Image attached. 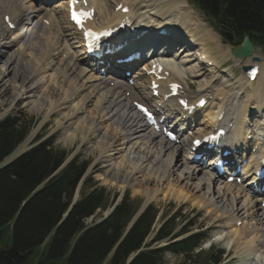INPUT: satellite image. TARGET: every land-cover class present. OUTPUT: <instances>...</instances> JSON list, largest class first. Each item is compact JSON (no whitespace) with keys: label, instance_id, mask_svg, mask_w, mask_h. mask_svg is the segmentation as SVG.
Here are the masks:
<instances>
[{"label":"bare ground","instance_id":"1","mask_svg":"<svg viewBox=\"0 0 264 264\" xmlns=\"http://www.w3.org/2000/svg\"><path fill=\"white\" fill-rule=\"evenodd\" d=\"M96 1H98V10L102 11V15L106 14L107 17L105 20H102V23H105L97 24V26H103L107 23L114 25L115 23L114 21H110L111 19L119 18L117 21V23H119L122 18L129 14L133 16L132 20L138 21L139 18H141V20L145 22L146 29H149L151 26L164 29L170 28L173 37L178 36V34H175L177 30L181 32L185 31L188 33L189 38L196 40L198 45L197 48L188 51L180 48V50L177 51L175 56H179V62L174 58V55L171 56L172 58H158V62L163 65L162 73L167 71L174 80L182 82L185 81L186 77H189V75H194V77L200 79L199 83L201 89L199 92L192 93L184 88V94L190 100H198L204 95H206L209 100L208 104H206V109L197 119L198 127L194 126L193 130L190 132L192 135L186 132L183 133L180 135V142L168 140L161 132L152 129L146 123L145 119L135 111L132 103L133 101H149L152 96L151 92L148 91V87L144 84L146 72L143 71V68L137 70L134 77H132L136 81L135 86L129 84L128 80L125 82V77H108V81H105L106 77L100 72L94 73L89 70L86 64L82 62V55L85 50L82 48L79 54H75L73 51L74 44H77L76 47L80 46L78 43L79 41L81 42V36L75 30L73 24L68 20L67 8L65 5L66 1L48 6L47 4H42L39 0H0L1 39H4L6 32H8L4 25L6 15L10 16L11 21L14 22L17 27L23 26L24 29L26 27L30 29L28 36L21 35L18 29L11 33L8 32L10 35L8 40L4 41L3 45L0 46V63L6 61L7 64H9L6 70L1 68L0 82H3V80L10 76V73L17 68V66L13 65L15 61L17 62V60L20 59L23 70L18 73L17 77H15L16 79L13 80L8 78V81H11L10 86L13 90L18 87V91L15 90V92H18V97L20 99L28 100V103L32 106H34L35 103L38 104L37 102L43 104L44 102H42L41 99H45V96L41 97L40 94L37 93L39 91H37V89H43L46 86L45 89L49 90L53 85H57L59 88H63L64 86L65 91L63 93H65L66 96L64 97L65 100L62 98L64 104L68 102L74 103L76 107L74 113H89L80 120L79 125L75 126L76 130H74L75 133L73 132V134H76V132H81L83 134L84 131H86L89 121L92 122L90 126L93 127L96 125L94 122L98 120H101V122L115 120V123L118 124L117 127H114L113 138H117L119 134L121 135L119 138L121 140V143L119 142L121 146L117 151V153L121 154V161H117L118 157L115 159L114 153H111L109 150L111 144L109 145L110 140H108V137L112 136L107 132L101 135V139L98 141V148L101 151V156L104 155V157L108 159L107 161L111 166L110 169L116 178L119 180L121 178L123 182L126 183L136 174L144 173L145 178L143 179H145V184L154 182L157 185V188L153 191L148 188L144 191L146 198L149 200L156 198L159 192L162 191L170 196L188 199L199 207H205L208 212H214L213 214H215V216L217 215L216 217L221 216L224 223H226V226H224L233 230V234L231 235L234 236L236 240L242 241L244 248L249 252L245 259L241 258L239 263L247 264V261L251 259L250 257H258L253 254H256L261 243L264 244V210L258 203L260 198L264 197V190L258 194H254V187L249 188L246 185L247 182L253 183L256 178L255 175H250L248 166L245 167V171L237 174V177H241L242 180L247 179V181L245 183H239L236 181L229 182L227 179H223L225 174L235 171L236 164H234V166L232 164L233 167L227 169L219 178L214 173V170L210 168L213 161L209 162L207 166H204V163L200 164L199 161H194L192 158L193 152L191 151L192 144L188 138L190 136L196 137L200 135L203 130L212 131L217 125L219 127H224L223 122L217 123L220 115L224 112L225 119H229L230 122H233L237 135L239 139H241V142L236 146L240 156L237 163L241 164L247 156L250 160L258 156L264 139L258 137L257 134L260 133L259 129L256 130L257 134H255L254 130L250 128L249 116L254 111L258 113L256 119L263 133L264 60L257 62L253 60V57H249L246 62L243 63L240 58H233L235 63L242 64L241 66L243 67L249 66L250 64H259L261 71L258 73L254 82L248 81L245 72H243L236 83H229L225 77V74H227L225 70L229 72L230 69L227 66L220 67L221 62L219 56L224 58L223 50L220 46L221 42L214 33H211V30L207 27L206 23L199 18L195 10L188 7L186 1L120 0L115 2V6L125 1L130 8V13L117 11L115 14L114 8L109 12L110 0ZM147 2H149L147 6L153 5L154 7L142 13L141 11L145 7L147 8L145 5ZM91 4L95 7L94 2H91ZM152 9L153 12H150ZM147 13L153 15H151L154 18L152 23H149L150 20L145 16ZM44 20L48 21L49 24L46 25ZM65 23H68L67 26L64 25ZM42 29H44L43 34H41L42 32L40 31ZM179 37L181 38L182 36L179 35ZM70 39L76 41L72 42ZM188 40L189 39H187L185 43L187 47L189 46L187 44ZM22 41H25L24 44ZM19 43H21V46L11 52V48ZM194 50L195 54L191 55L197 56L200 54L201 56H206L208 61L213 62V64H210L211 66H206L208 70L215 71L217 69L220 73L223 72L221 78L219 75H214L209 79H202L206 71L205 65L196 62L201 67L197 68V65L195 66V64L192 63L194 59L191 58L192 61L188 59L190 55L189 51ZM185 51L186 54L181 57ZM228 51L230 52V50ZM164 52L160 53V55H165L166 53ZM225 52L228 53L227 50ZM217 53H219V55ZM114 55H116V53ZM120 57L121 56L116 58V61ZM112 65L115 68L119 67L116 64ZM179 65H185L186 68L184 71L187 74L182 71L179 73ZM145 66H147V64ZM30 76L31 79L34 80L33 86L28 88L24 84V86H20L19 88L17 78L22 77L20 79H23L24 77L26 80V78ZM111 82H113V85H111ZM190 83L194 85L193 81ZM159 89L160 91L165 89L163 81ZM127 93H129V95H127ZM218 100V111H214V106L217 104L216 101ZM88 104L92 105V112L87 110ZM153 105L155 108L159 107L156 102H153ZM53 107L54 106H52V108ZM56 108L58 109V105L53 108L49 114L55 111ZM122 110L126 111L123 113ZM129 111H133L132 116L130 113L128 114ZM130 120L139 123L136 124V122V125H130V123L128 124ZM178 123L185 124L180 118L175 121L176 125ZM85 124L87 125L85 126ZM167 124L173 128L176 127L173 122H167ZM84 126L86 128H84ZM103 127H98V129L94 131L95 135ZM91 129L90 131L92 132ZM73 134L69 135L75 138L76 135ZM88 137V133L84 134L82 140L85 141ZM102 140L108 141L105 143V141ZM187 142H189L187 153H184L183 151ZM227 150L232 151V148L227 147ZM182 168L183 170L181 171ZM244 172L247 173V175L244 176ZM174 175H177L178 181L182 182L183 180H187V184L192 185L196 192H201L205 185H208L207 193L205 196L199 197L191 193L193 190H184V186L181 188L177 182H175L176 184L174 185V181L170 180ZM196 179H199V181L195 182V184L194 182L189 183ZM167 180H170L168 182L169 185L166 186V191H164L161 188L162 186L160 187V184H164ZM186 187L187 186H185V188ZM135 191L141 192L137 189ZM149 200L147 203H150ZM222 205L226 206V208L228 207L232 213L229 214V211H225L221 207ZM238 222H242V227L248 228L245 229L247 232L243 231L244 229L241 231L242 227L239 228L237 226ZM229 246L232 247L230 244ZM262 254L264 253L262 252ZM251 264H253V261H251Z\"/></svg>","mask_w":264,"mask_h":264},{"label":"trees","instance_id":"2","mask_svg":"<svg viewBox=\"0 0 264 264\" xmlns=\"http://www.w3.org/2000/svg\"><path fill=\"white\" fill-rule=\"evenodd\" d=\"M193 2L208 16L224 42L240 44L249 35L255 43L264 44V0ZM30 127L20 116L9 115L0 120V163L25 139ZM68 157L69 152L57 150L51 140H44L0 168V264H104L108 259L122 229L135 216L133 203L125 196L110 217L88 228L84 221L109 202L106 188L86 190L94 184L91 177L85 179L82 198L63 218L89 162L74 156L57 175L44 182ZM157 216L158 210L149 205L107 264H126L136 252L140 253L130 264H163L165 249L155 248L154 244L170 237L175 226L168 228L169 223L163 224L153 243L140 250ZM186 231L175 233L172 239ZM205 237L204 233L194 234L170 248L179 251L178 254L185 253L191 260L194 248ZM219 253L211 250L202 261L217 264L221 261ZM101 256L104 262H96Z\"/></svg>","mask_w":264,"mask_h":264},{"label":"rangeland","instance_id":"3","mask_svg":"<svg viewBox=\"0 0 264 264\" xmlns=\"http://www.w3.org/2000/svg\"><path fill=\"white\" fill-rule=\"evenodd\" d=\"M118 1H120V0H110L109 12L112 11V9L114 8L113 6H115V2H118ZM180 1H186V3H188V7L195 10L197 12V14L199 15L200 19H202L206 22L204 14L195 7L192 0H180ZM150 4H152V3H150ZM145 5L146 6L149 5V2H147ZM150 6H147V8L145 7L141 12L144 13L145 11L154 7L153 5H150ZM150 12H153V9L150 10ZM101 15H102V11L98 10L99 18H98L97 23H101V21L103 20L102 19L103 16H106V14H104V15H102V18H101ZM157 15H159V14H157ZM104 20H105V18H104ZM44 23H45V20H44ZM67 24L68 23H65L64 25L67 26ZM206 24H207V27L211 30V33H214L216 35V37H218L220 39V36L210 27L209 23L206 22ZM26 28H28V27H26ZM25 30H27V29H25ZM40 31L42 32V33L40 32L41 34L44 33V29H42ZM9 36L10 35L8 34V32H6L5 38L4 39H1L2 37L0 38L1 39L0 40V46L3 45L4 41L8 40ZM70 40L72 42L76 41L73 39H70ZM24 42L25 41H22L23 44H24ZM20 46H21V43L15 45L14 47H12L13 49L11 48V52L18 49ZM76 46H77V44H74L75 49L73 48V51L75 52V54H79L80 49ZM220 46H221V44H220ZM256 46H257L256 56H259L261 58V61H263L264 60V46L259 45V44ZM221 48L223 50L224 58H221V56H219L221 58V59L219 58V60L221 62L220 67L222 68V67L227 66L230 69L229 72L227 70H225L227 72V74H225L227 81L229 83H236L238 81L239 77L243 74V70H242L243 66H241L242 64L235 63V60L233 59V56L230 55L231 53L228 51L229 49L227 46L222 45ZM226 50L229 54L225 52ZM194 52H195V50L189 51L190 55L188 56V59L190 61H192L191 58H193V57H191L192 56L191 54H195ZM0 54H1V51H0ZM185 54H186V51H185V53H183L181 55V57H183ZM217 54L219 55V53H217ZM18 60H19V62H18ZM18 60H17L18 63L15 61L14 65H13V66H17V68L14 71H12L10 73V76L6 77L3 80V82H0V118L6 116L9 113L16 115V116H21L23 118L26 126H31V130H30L29 134L27 135V138L25 139V141L5 160L6 161L5 163H7L11 159H13L15 156L22 154L25 150H27L31 146V144L34 141V139L36 138V136L40 134V136H44L46 140H51L53 146L57 150H65L66 152H69L71 157L78 156L81 160H85V161L89 162L90 166H89V170L86 173L85 178L87 179V178L92 177L94 180V184L88 186V188L86 189L87 191H90V190L95 189V188H106L107 194L109 196V202L106 203L105 208H102V209L98 208L97 211L94 213L93 218L86 219L84 221L86 223V226L97 224V223L103 221L104 219H106L110 214L112 215V211H114V209L118 206L120 201L125 196L129 195V197L131 198V203H133L134 212H135L134 214L136 216L143 211L144 207H146L147 205H150V204H153L154 207L158 210V217H157L156 221L154 222L151 234L149 235L148 239L145 241V244L143 245V249L145 247H147L150 243H153V239L156 237L157 231L160 230L162 225L169 223L168 228L175 226L176 232L188 229L186 231V233H184L181 236V238H184V237L188 236L189 234H193V233H196L199 231H204L207 234V239L203 242L202 245L208 244V240H210L209 242L212 245L216 246L213 251L218 252L219 251L218 249H221L223 251L221 261H220L221 264H234L236 262H240L241 258L242 259L246 258V255H248L249 252H247V250L244 248L242 241L236 240V238L231 235V234H233V230L228 228V227L227 228L225 227L226 223H224V220L221 218V216L216 217L217 215L215 216V214H213L214 212H212V213L208 212L207 209H205V207H199V206L193 204V202H191L188 199L186 200V199H182V197L170 196L169 194L162 192V191H160L159 194L157 193L158 195L156 198L149 200L148 198H146L144 191H146L147 188L149 190L153 191L157 188V185L154 182L149 183V184H145L144 183L145 179H143V178H145L144 173H138L134 177L132 176L133 178H131V180L127 181L126 183L123 182V179L120 178V180H119L116 178V176L113 174L112 170L110 169L111 166L109 165V163L107 161L108 159L106 157H104V155H102L103 157L101 156V151L98 148V141H100L101 135L104 132H107L108 134H110L112 136V137H110V136L108 137V140H110L109 145L111 144V146L109 147V150L111 153H114L115 159H117V157H118L117 161H121V158H120L121 154L117 153L118 149L121 146L120 145L121 140L119 139L121 137V135L119 134V136L117 138H113L114 137V133H113L114 127H117V124H118V123H115V120H112L113 122L112 121L101 122V120L94 122L96 125L95 126L92 125V126L95 128V130L93 127L90 126L92 122L89 121L87 123L88 124L87 128L85 127L87 124H85V126H84V128H86V131H84L83 134L81 132H76V134H73L74 130H76L75 126L79 125L80 120L82 118H84L85 116H87L89 113L88 112L74 113L75 108H76L74 106V103L68 102V103L64 104L63 99H64V97H66L65 93H63L65 91L64 86H63V88H59L57 85H53L51 87V89H49V90L47 89L48 92L45 89L46 86L43 88L44 90L42 88L37 89V91L39 90L37 93H39L41 97L45 96L44 98L46 100L41 99V101L44 102L43 104H39L40 102H37L38 104L35 103L34 106H32L31 104L28 103V100L20 99L18 97V92H15V90L18 91L17 90L18 87L14 88V90H13L12 87L10 86L11 81L10 80L8 81V78H11L13 80L16 79L15 77H17L18 73L21 70H23V67L21 66L22 64H20L21 60L20 59H18ZM246 60L247 59L241 60V62L245 63ZM177 61L179 62V58L177 59ZM196 62H195V60L192 61V63L195 64V66L197 65L196 66L197 68H201L200 65ZM8 67H9V64H7L6 61H2L0 63V72H1V68L6 70ZM179 67H180L179 73L182 71L185 74H187L184 71V69L186 68L185 65H182V66L179 65ZM218 70H220V69H218ZM222 74H223V72L220 73V71H217V69L215 71H213V70L209 71L208 68H206L205 75L202 77V79H207V78L209 79V78L213 77L214 75H219V77L221 78ZM20 78H22V77H20ZM20 78H17L19 88H20V86H24V84L28 88L30 86H33L34 80L31 79V76L27 77L26 80L24 77H23V79H20ZM124 80L126 82L127 78H125ZM199 80L200 79L198 77H194V75L193 76L189 75V78L187 77L185 80L186 83H189V85H190V87L187 90L192 92V93L199 92L201 89ZM191 81H193L194 85L192 83H190ZM196 81H198V82H196ZM144 84L146 85V87H149L147 80H145ZM111 85H112V83H111ZM147 94H148V92H147ZM51 102H53V103H51ZM216 103L217 104L214 106V111L215 110L218 111L219 100L216 101ZM57 105H58V109L56 108L55 111H53L49 114V112L53 108H55ZM52 106H54V107L52 108ZM91 107H92L91 104L87 105V110H89L90 112H92V109H93V107L92 108ZM122 107H125V106H122ZM125 111L126 110H124V111L122 110L123 113ZM129 113L131 116L133 115V111H129L128 114ZM252 114H254L253 117H252ZM252 114H250V116H249L250 125H251L250 128L252 130L253 129L258 130V129H260L259 128L260 125L257 123V119H256V116L258 113H255V111H254V113H252ZM130 121L128 122V124L130 123V125L131 124L136 125L139 123L137 121H136L137 123L133 122V120H130ZM98 127H103V128H101V130L99 132H97L95 135L94 131H96L98 129ZM90 129L92 130L93 133L90 131ZM87 133L89 135L87 140H85V141L82 140V137L84 136V134H87ZM69 134L70 135H72V134L76 135V137L73 138ZM91 134H93V135H91ZM108 140H102V141H105V143H106ZM183 152L187 153V149ZM108 170H110V171H108ZM182 170H183V168L181 169V171ZM201 177H203V176H201ZM170 180L174 181L173 182L174 185L176 184L175 182H177L181 188H183V186H184V188H183L184 190H188V191L193 190V191H191V193L193 195L196 194V196H199V197L205 196V194L208 191V187H207L208 185H205L204 189L201 192H196L193 189L192 185L187 184V180L186 181L183 180L182 182L178 181L177 175H174L173 177H171ZM170 180H167L164 184H160V187L162 186L161 188L164 191H166V186L169 185L168 182ZM198 181H199V179H196V180L190 181L189 183L194 182V184H195V182H198ZM185 186H187V187L185 188ZM136 189L141 191V192L135 191ZM82 191H83V184H82V187L78 188L76 193L74 194L73 202H76L82 198ZM206 197H207V195H206ZM148 200H149V202H152V203L148 204L147 203ZM221 207L225 211L230 212L228 207H227L228 209L226 208V206H223V205ZM231 213L232 212H230L229 214H231ZM133 223L131 224L132 226H133ZM239 223H241V222H239ZM128 225L129 224H127L122 229V235H121L119 241L117 242L118 244H120L122 242V240L124 238H126L128 233L131 231L132 226L129 228ZM245 229H248V228L242 227L241 231L243 230V231L247 232V230H245ZM227 233H228V235H227ZM45 235L46 234H44V236ZM44 236L42 238H40L37 242L42 241L44 239ZM220 236H221V238H220ZM168 244L169 243L167 241H162V242L155 243L154 246L156 248V247L166 246ZM229 244L232 247H230ZM45 245L46 244L44 243V245L42 247H44ZM210 247L203 246L202 248L205 250H208ZM199 250L200 249H197L196 251L193 252L191 260L186 258L185 253L178 254L179 251H167L166 254L164 255V263L163 264H212L211 261H209L208 263L207 262L204 263L202 261L204 259V257L209 252L204 253L203 251H199ZM262 252L264 253V244L263 243L260 244L258 250L256 251V254L255 253L253 254V255L258 256L259 258L258 257H256V258L250 257L252 260L249 259L250 261H247V264H251V261H253V264H264V254H262ZM111 254H112V251H111L110 255ZM138 254H137V252L135 254L134 253L131 254L129 256L128 260L126 261V264H130L131 261ZM259 254H260V256H259ZM104 260H105V258H103L101 256L96 260V262L97 261L104 262ZM109 260H110V256L108 257V259H106L104 264H107ZM245 262H246V260H245Z\"/></svg>","mask_w":264,"mask_h":264},{"label":"water","instance_id":"4","mask_svg":"<svg viewBox=\"0 0 264 264\" xmlns=\"http://www.w3.org/2000/svg\"><path fill=\"white\" fill-rule=\"evenodd\" d=\"M231 53L235 58H246L256 52V47L249 36H245L243 43L238 46L229 45ZM253 60H260L259 57L254 56ZM246 68H244L245 70Z\"/></svg>","mask_w":264,"mask_h":264},{"label":"snow or ice","instance_id":"5","mask_svg":"<svg viewBox=\"0 0 264 264\" xmlns=\"http://www.w3.org/2000/svg\"><path fill=\"white\" fill-rule=\"evenodd\" d=\"M88 15H89V13H86V12H80V13L78 14V13H76L75 11H73V18L76 19L78 23L80 22V18H81V17H85V16H88ZM88 35L91 37V36H93V35H95V34L92 33V32H89ZM145 111H147V110L145 109ZM197 143H198V142H197Z\"/></svg>","mask_w":264,"mask_h":264}]
</instances>
